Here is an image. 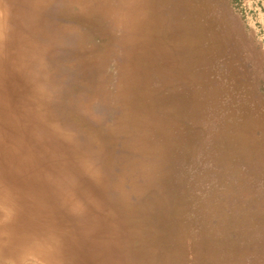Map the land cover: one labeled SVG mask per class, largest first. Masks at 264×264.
I'll list each match as a JSON object with an SVG mask.
<instances>
[{
	"label": "rangeland",
	"instance_id": "obj_1",
	"mask_svg": "<svg viewBox=\"0 0 264 264\" xmlns=\"http://www.w3.org/2000/svg\"><path fill=\"white\" fill-rule=\"evenodd\" d=\"M0 264H264V0H0Z\"/></svg>",
	"mask_w": 264,
	"mask_h": 264
},
{
	"label": "snow or ice",
	"instance_id": "obj_2",
	"mask_svg": "<svg viewBox=\"0 0 264 264\" xmlns=\"http://www.w3.org/2000/svg\"><path fill=\"white\" fill-rule=\"evenodd\" d=\"M2 240H3V237H2V236H0V242H2Z\"/></svg>",
	"mask_w": 264,
	"mask_h": 264
}]
</instances>
